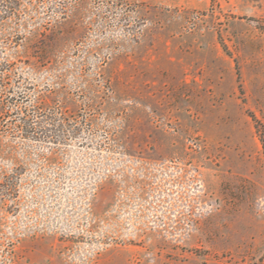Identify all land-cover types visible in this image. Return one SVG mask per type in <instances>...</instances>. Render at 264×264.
Listing matches in <instances>:
<instances>
[{"label": "rangeland", "instance_id": "374dc122", "mask_svg": "<svg viewBox=\"0 0 264 264\" xmlns=\"http://www.w3.org/2000/svg\"><path fill=\"white\" fill-rule=\"evenodd\" d=\"M0 264H264V0H0Z\"/></svg>", "mask_w": 264, "mask_h": 264}]
</instances>
